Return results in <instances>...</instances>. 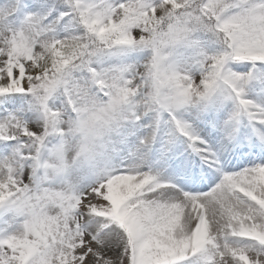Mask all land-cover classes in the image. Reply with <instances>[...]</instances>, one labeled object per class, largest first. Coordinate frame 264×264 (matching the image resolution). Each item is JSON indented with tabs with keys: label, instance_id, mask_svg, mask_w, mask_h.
<instances>
[{
	"label": "snow or ice",
	"instance_id": "6c2138e0",
	"mask_svg": "<svg viewBox=\"0 0 264 264\" xmlns=\"http://www.w3.org/2000/svg\"><path fill=\"white\" fill-rule=\"evenodd\" d=\"M0 264H264V0H0Z\"/></svg>",
	"mask_w": 264,
	"mask_h": 264
}]
</instances>
